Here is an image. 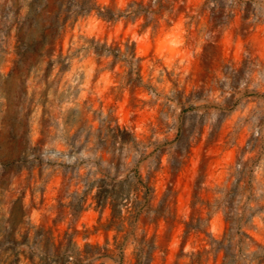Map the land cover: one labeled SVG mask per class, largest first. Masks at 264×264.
<instances>
[{"label": "rangeland", "instance_id": "obj_1", "mask_svg": "<svg viewBox=\"0 0 264 264\" xmlns=\"http://www.w3.org/2000/svg\"><path fill=\"white\" fill-rule=\"evenodd\" d=\"M30 1L0 0V178L7 172L0 218L23 196L27 218L57 240L68 233L81 248L93 242L115 249L117 231L100 226L109 209L85 195L88 173L114 174L119 165L123 178L134 167L153 196L130 225L124 248L98 263L137 264L142 250L141 263L149 264L154 249L151 264H194L192 254L218 239L240 264H258L249 254L264 245V0H179L172 25L157 31L80 16L54 46L55 55L70 56L49 84L38 82L44 71L29 65L11 74L14 24L27 21ZM53 8L39 14L31 34L49 24ZM198 9L200 23L189 25L188 13ZM220 18L227 23L215 25ZM88 37L134 42L151 87L121 88L116 71L123 68L102 70L110 59L82 48ZM109 112L142 144H114L104 134L88 139L90 126L99 127ZM186 222L196 226L190 233ZM225 252L204 253L196 264H222Z\"/></svg>", "mask_w": 264, "mask_h": 264}, {"label": "trees", "instance_id": "obj_2", "mask_svg": "<svg viewBox=\"0 0 264 264\" xmlns=\"http://www.w3.org/2000/svg\"><path fill=\"white\" fill-rule=\"evenodd\" d=\"M178 1L130 0L125 6H110L102 5L97 0H31L28 3L26 13L27 21L14 24L16 25L17 44L15 51L17 57L14 60L15 66L11 74L29 65L27 68L29 71L32 67L44 71L38 82L49 84L50 73L57 66L60 70H64L67 65L66 61L70 56L69 54L64 55L63 50L55 55L54 46L62 38L72 20H77L80 16L95 13L107 21L140 22L144 29L152 28L157 31L164 23L172 25ZM210 1L207 0V2ZM51 5H54V8L51 10L52 15L49 24L41 26V31L37 36L31 34L39 14L49 10ZM232 11L234 8L227 15L228 21L235 16ZM188 16L190 18L189 25L199 24L202 10L198 9L195 13H188ZM220 23L225 24L227 22L220 18L215 25ZM82 48L88 50V53H94L98 58L110 59L102 70L116 71L118 65L123 68V71H116L120 76L121 88L129 87L133 90L137 87L146 89L151 87L150 83L145 81L143 57L138 55L134 42L131 44L128 42L114 44L95 37H88ZM42 92L43 99L48 100V88ZM33 94L35 95V91ZM32 101L33 99L26 106L29 115L33 111ZM44 105L47 107V104ZM91 109V106L88 107V110ZM113 123L115 124L113 125ZM89 130L88 139L92 138L94 134L103 138L104 134V141H111L114 144L120 142L124 146L129 145L130 147H137L142 144V141L137 139L136 134L127 126L120 124L111 112L100 120L99 127L91 125ZM102 145L104 150L109 151L107 145ZM115 167L114 174L103 168H99L98 176L94 173H88V187L84 192L85 195H88V200L92 198L97 207L109 209V217L105 222L101 221L100 226L106 229H115L118 236L121 235L123 238L119 239L116 236L115 249H123V240L130 231V225L132 226L140 218L146 206L149 205L154 188L144 179L138 168L130 167V171L125 177L119 178L122 174L121 168L119 165ZM6 174L7 172L4 171L0 178V187L3 190L6 188L3 186ZM9 213V216L1 215L0 218V264H104V262L98 263L97 261L115 253V249L108 245L93 242H88L84 248H81L73 236L68 233L63 239L57 240L48 230L37 227L27 218L23 196L13 200ZM186 226V233H190L196 227L191 222H186ZM223 242V240L214 239L211 249L193 253L192 263H201L204 253L214 252L218 257L221 251H226L222 264H240L237 254L226 248ZM240 242L244 243L242 240ZM243 249L244 246L242 245L240 250ZM153 250L151 249L149 252V264L153 261ZM142 253V250L136 253L137 264H142ZM120 255L123 258L124 252L120 251ZM249 255L257 258L258 264H264V245H260L258 250L250 252Z\"/></svg>", "mask_w": 264, "mask_h": 264}]
</instances>
